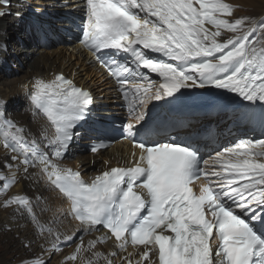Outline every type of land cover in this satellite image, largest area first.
<instances>
[{"label": "snow or ice", "instance_id": "1", "mask_svg": "<svg viewBox=\"0 0 264 264\" xmlns=\"http://www.w3.org/2000/svg\"><path fill=\"white\" fill-rule=\"evenodd\" d=\"M0 7H10L9 0H0ZM75 7L84 13L80 44L126 102L120 130L130 142V158L90 182L59 163L95 101L89 88L59 73L35 79L28 91L33 115L48 122L41 132L43 148L5 118L7 101L0 99V140L19 153L11 160L25 174L39 168L35 175L68 202L67 215L84 232L107 230L88 242L89 249L108 240L119 252L131 245L140 257L135 264H264V139L241 141L206 160L191 143L152 139L147 132L148 105L181 89L214 87L264 102V20L230 19L238 6L226 0H82ZM224 32L234 35L221 41ZM108 147L97 136L90 151ZM5 167L11 170L12 164ZM19 171L0 174V190L16 184ZM13 204L41 233L51 232L37 220L29 198L13 196L3 207ZM82 244L67 259L75 260ZM53 251L60 248L54 244ZM117 255L103 258L114 264ZM132 255L122 260L134 264ZM23 264L46 262L36 257Z\"/></svg>", "mask_w": 264, "mask_h": 264}, {"label": "bare ground", "instance_id": "2", "mask_svg": "<svg viewBox=\"0 0 264 264\" xmlns=\"http://www.w3.org/2000/svg\"><path fill=\"white\" fill-rule=\"evenodd\" d=\"M226 2L234 6L243 3L250 12L253 13L255 8L260 7L256 4V0H226ZM9 3L11 5L10 9H12L11 13L8 7H0V12L4 10L5 13L3 16H0V21L6 18L10 19L6 28L0 26V99L7 101L5 107L6 119L13 121L19 127L23 128L25 137L29 140L36 139L43 148L44 141L41 139V132L48 126V123L43 116L33 115L31 104L28 100V91L35 79L43 78L45 80H50L53 78L54 74L59 73H63L68 79H73L77 86L87 87L93 92L95 101L92 105L91 118L112 117L114 114L121 117L124 116L120 108L121 100L117 95L115 86L107 78L106 74L102 72L95 60L79 50V46L76 44V37L81 30L82 10L77 9L75 5L81 3V0H9ZM7 14H9V17H6ZM263 17L264 15L262 18ZM23 20H25V24H23ZM27 25L29 28H27ZM24 26L25 29L23 28ZM31 28L34 30V34ZM7 29H9L8 32ZM16 30H20L23 33L24 40L23 42L16 41L17 45L12 49L13 51L7 52L12 38L15 37ZM10 32L12 33L10 34ZM227 33L228 32H224L219 39L223 41V37L227 35ZM37 38L38 42L36 41ZM42 43L47 44L46 46L49 47V49L41 51V59L35 60L34 62L32 61L33 63L29 62L30 64L27 65L24 74L18 76L19 71H21L22 67L26 64L27 59L30 58L31 53L38 52L35 46L33 47L34 49L30 51L29 49H25V45H39ZM43 54H45V56H43ZM21 59L23 61H21ZM8 60L11 65L17 66L18 64V66H11L9 69H6V66L9 65V62L8 64L6 63ZM73 73H75V75H73ZM147 74L150 75L153 80H156L154 75L150 73ZM189 89L194 92L204 90V96L213 99L223 98L239 106L247 104L253 108L245 111L240 110L228 116L193 118L192 120L187 119L184 123V118L174 116L171 119H166L167 117H163L160 113L164 105L162 100L152 101L148 105L149 116L151 118L149 126H151L152 129H157V120L160 119L165 125V129L159 134L152 133L149 135L152 139L164 137L167 131L173 130L178 134L196 137V144L202 148L206 160L214 156L216 152L226 147L235 146L241 141L264 139V113L262 112L264 111V102H250L244 100L237 93L214 87ZM248 117L253 118L250 124H247L245 119ZM182 125L184 127L179 129L178 127ZM95 129H99L96 123L88 120L86 125L80 130V134H82V136L98 135L97 132L94 131ZM49 131L51 132V130ZM91 140L93 139L81 142L82 146L70 145L68 154L62 161H59V163L64 167L75 170L78 169L83 176L92 180L97 174L115 165L119 159L125 160L132 151L125 143H116L103 152L97 154H84V144ZM45 151H47V149H45ZM13 155H19V153H14L10 149H5L2 140H0V174L5 177H10L13 171H16L17 168L20 169V171L17 172V183L8 191L10 193L17 192L25 190V187L28 186L32 196L31 201L34 203L44 198V192L46 190L51 191L52 195L50 193V196L57 198L55 199V203H53V205H55L53 207L51 203L53 199L51 202L48 201L49 199L47 202H44L45 204H43V206L46 215L40 216L43 222L39 223L43 226H50V228L53 226L52 228L55 230L57 229L59 235L65 234V236H70V234L73 233H86L78 227L77 221L67 215V209L69 207L68 202L57 190H54L47 183L43 176L35 175V173H39V168L30 167L29 173L25 174L22 171L23 166L19 165L18 161L11 160ZM22 158L21 156V159ZM6 163L12 164L11 170L5 167ZM34 205L33 210L35 213L37 205L36 207H34ZM57 231L54 233L55 235L58 234ZM88 235L87 238L85 237L86 240H84L86 245H88L89 241L96 240L98 237L105 235V233L100 230L91 232ZM17 242H20L19 238H14L9 246L13 243L17 244ZM86 251L88 256L78 257L79 264H87L90 262L89 260H92L93 264H106V260L103 257L107 256L112 251H118L117 257L113 258L114 264H126V262L122 260V257L127 256L128 253L133 254L130 259L133 260L134 264L135 261L140 258L137 254V249L133 247L127 248L126 252H119V250L115 249L112 240H108L104 243H97L95 248H92L91 251ZM95 253H101L102 256L97 257L94 255ZM153 259H155V257H153ZM145 264H147V262H145Z\"/></svg>", "mask_w": 264, "mask_h": 264}, {"label": "rangeland", "instance_id": "3", "mask_svg": "<svg viewBox=\"0 0 264 264\" xmlns=\"http://www.w3.org/2000/svg\"><path fill=\"white\" fill-rule=\"evenodd\" d=\"M256 2H257L256 4L259 5L260 7L255 8V10L253 9L254 13L250 12L247 6H245L243 3H239L237 5L238 7H236L233 17L230 19L239 18V17H250L253 20L256 19L255 21L264 20V17L262 18V16L264 15V12H263L264 11V0H256ZM6 17H9V15H6ZM9 20H10L9 18H6L5 20L0 21V26L6 28ZM23 28L25 29V26ZM8 31L9 29H7V32ZM31 31L33 32V34L35 33L32 28H31ZM11 33L12 32H10V34ZM231 35H234V34L228 32L227 35L223 37V40L229 38ZM23 38H24L23 33L20 30H16L15 37L12 38L11 44L7 52L13 51L12 49L15 48L17 45L16 41L23 42L24 40ZM36 41L38 42V38L36 39ZM39 43H40V40H39ZM46 45L47 44L45 43H42L39 45L38 44L25 45V49H29L30 51H32L34 49L33 47L35 46L38 52L31 53V56L30 58L27 59L26 64L22 67V69L20 67L21 71H19L18 76H20L21 74H24L25 70L27 69V65H29L30 63H33L35 60L41 59L42 57L41 51L49 49V47H47ZM43 56H45V54H43ZM21 61L23 60L21 59ZM8 62H9V65L6 66V69H9L11 66L13 67L16 66V65H11L9 60L6 63L8 64ZM73 145H76V144H73ZM84 154H89V153L84 152ZM2 184L3 182H0V188H2ZM8 190H10V188ZM29 190L30 188L26 186L25 190H20L19 193L23 192L26 195V197H28L29 200L31 201L32 196ZM44 193H45L44 194L45 199L44 198H42L41 200L39 199V202L36 201L35 203L31 201L32 205L35 204L34 207H36L37 205V210L35 211V215L37 216V220L39 222H43V219L40 216L46 215V211L43 206V204H45L44 202H47L48 199H49L48 201L51 202L53 199V201L51 202L53 205V203H55V199H57L54 196H50L51 191L49 190H46ZM9 194L11 193L8 191L7 196H4V197L0 196V264H23L24 261H31L35 259L36 257H41L42 259H44L46 264H79L78 257L80 256L84 257L85 255L88 256V253L86 250L91 251L92 249L88 248V245L85 244L84 240H86L87 236H89L88 235L89 233H82V234H77V233L70 234L69 233L70 236L68 235L67 237H70V239L67 241H65L64 239L65 234L59 235V232L57 231V229L55 230L54 228H52L53 226H51V228L50 226H44L45 229H51V232L45 230L43 233H41L36 227V225L32 222L31 217L26 212H24L23 210H20L19 212L17 211L16 205H12L7 208L3 207V202L11 198V197H8ZM50 224H53V223H50ZM56 231L58 232L57 235L54 234L56 233ZM35 235L37 238L35 237ZM58 235L60 237L59 240H57ZM14 238H19L20 242L19 243L17 242V244L13 243L11 246H9L10 242ZM68 241H71L68 243V244L71 243L70 245L63 246V247L60 246L61 244L68 242ZM81 242H83L82 248H81L82 249L81 252L82 251L83 252L82 253L80 252V254L82 255H80L79 253L76 254L78 255L76 260L67 259V257L73 255L76 252L77 245H80ZM54 244L57 245L58 247H61L60 251L58 252L53 251L52 247ZM25 245H29V246L25 247ZM89 261L90 262L87 264H93L92 260H89Z\"/></svg>", "mask_w": 264, "mask_h": 264}]
</instances>
